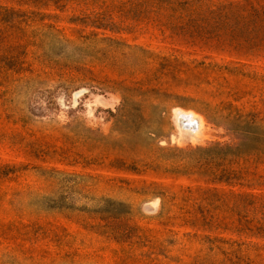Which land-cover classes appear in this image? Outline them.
I'll use <instances>...</instances> for the list:
<instances>
[{
	"label": "rangeland",
	"instance_id": "374dc122",
	"mask_svg": "<svg viewBox=\"0 0 264 264\" xmlns=\"http://www.w3.org/2000/svg\"><path fill=\"white\" fill-rule=\"evenodd\" d=\"M257 149L264 0H0V264H264Z\"/></svg>",
	"mask_w": 264,
	"mask_h": 264
},
{
	"label": "trees",
	"instance_id": "16d2710c",
	"mask_svg": "<svg viewBox=\"0 0 264 264\" xmlns=\"http://www.w3.org/2000/svg\"><path fill=\"white\" fill-rule=\"evenodd\" d=\"M255 122H256V118H255L254 115H252L251 118H249V120H247V121L245 122V124H246L247 126H249V128H257ZM252 134H253V132H252ZM245 138L247 139L248 136L242 138L241 140L243 141V140H245ZM257 150L259 151L260 154H264V149H262V150H261V149H257ZM258 151L253 150V152H258ZM256 155H258V154H256Z\"/></svg>",
	"mask_w": 264,
	"mask_h": 264
},
{
	"label": "water",
	"instance_id": "95a60500",
	"mask_svg": "<svg viewBox=\"0 0 264 264\" xmlns=\"http://www.w3.org/2000/svg\"><path fill=\"white\" fill-rule=\"evenodd\" d=\"M181 118H183L186 122V126L194 127V123L191 120V116L189 114H181Z\"/></svg>",
	"mask_w": 264,
	"mask_h": 264
}]
</instances>
